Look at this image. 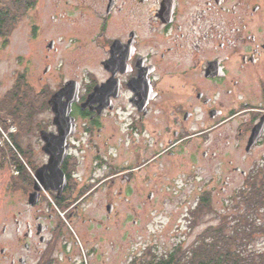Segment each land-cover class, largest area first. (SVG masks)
I'll return each instance as SVG.
<instances>
[{
    "label": "flooded vegetation",
    "instance_id": "af4514ba",
    "mask_svg": "<svg viewBox=\"0 0 264 264\" xmlns=\"http://www.w3.org/2000/svg\"><path fill=\"white\" fill-rule=\"evenodd\" d=\"M253 1L31 0L15 9L14 32L29 47L23 71L38 59L47 120L22 146L29 160L11 163L0 264H131L137 254L119 245L138 214L131 201L145 208L175 194L163 183L171 170L190 165L173 174L187 186L195 161L233 165L220 157L226 147L250 155L264 144L263 131L247 150L264 120L263 7ZM52 103L70 106L63 133ZM231 172L242 183L228 201H242L249 172ZM223 173L215 179L225 194L234 180ZM148 183L156 188L146 193Z\"/></svg>",
    "mask_w": 264,
    "mask_h": 264
},
{
    "label": "rangeland",
    "instance_id": "374dc122",
    "mask_svg": "<svg viewBox=\"0 0 264 264\" xmlns=\"http://www.w3.org/2000/svg\"><path fill=\"white\" fill-rule=\"evenodd\" d=\"M235 1L236 0H228V7H231ZM253 3L263 7V10L258 17V22L261 24V33H263L264 0H254ZM250 5H252V2ZM24 35V32L22 34H20V32L15 33L13 29L8 36H0V101L12 92L15 82L20 79L19 77L21 75L23 82H25L26 85L31 88L33 93L35 95L37 94L43 101L42 95L45 93L46 88L41 90L42 86L35 82V76L39 74L40 70V66L37 67L39 64L38 59L33 63L29 73L23 71V68H25L24 55L29 52L27 38L24 37ZM18 57H20V59ZM0 116L3 119V121L0 122H3L7 127L4 129L0 124V212L2 211L6 214L7 212L10 213L12 209L10 202L14 200V198L12 199L6 196V191L9 188L8 177L14 176L15 171L14 164L13 167L11 165V163L14 162L15 156L14 149L11 147L13 144L12 141L14 140L13 137L14 135L19 136L20 138H18V140L24 147L29 146V144L33 145L37 140V135H35V133L41 129L42 123L46 122L47 114L46 107H44L43 112L41 111L35 114L31 127L25 130L18 129L14 124L10 123L11 120L4 117L3 114ZM221 155L226 157L227 160H232L233 165L223 163L222 158L210 161L209 159H206L203 163H200L197 160L195 161L196 163L194 167L191 169L193 172V178H190L188 182L189 185L187 186L180 184V180L178 183H174L173 174H179L178 177L182 178L181 174L187 172L188 168L191 167L190 165H186L185 167L187 168L181 167L179 169H174L173 171L171 170L172 177L163 176L164 179L168 180L163 181V183L171 182L170 187L171 189H174L175 194L171 193L168 198H160L161 195H158L156 200L146 202L145 208L138 207V204H140L139 202L131 201V207L135 208L138 214L131 216L130 242L127 243V241H124L123 243L122 241H119V245L121 246L124 244L128 247L127 249L130 256L137 254V257L142 255L149 256V250L150 252L156 250L157 253L168 252L179 242H181L185 248L191 246L207 226L216 225L218 223V220L214 218L213 214H206L196 221L197 226L193 231L188 229V227H190L189 222L191 220V215L199 205L198 197L200 195L211 197L212 206H214L216 210H220L224 214L234 213L231 208L225 207V205L229 203L228 196L232 194L235 188L240 186L242 182L239 175L231 172L232 167L238 166L243 171L249 172L247 180L254 179L256 169L264 167L261 166L264 161V144L250 155H247L244 150H242V152L232 153V150L229 147H226L223 154H220V157ZM22 156L26 161L29 160L28 155L22 154ZM16 158L20 163L21 156L18 154L16 155ZM156 166L155 170H152L156 171L153 179L160 176L161 169L164 168V166L162 167L158 164ZM223 172L231 176L234 180L230 186L231 188L228 187L227 191H229H226L225 194L221 193V189L226 186L220 184L215 179L216 176L219 174L221 175ZM208 180L209 183H206ZM251 180H249V182H251ZM151 186V184H147L146 193L150 191V188H156ZM206 191H209L211 194L208 195ZM217 193H219V195H217ZM120 204L121 202L115 201L116 207H118V205L120 206ZM261 215L259 222L264 223V214L262 211ZM133 219L138 220V226H133ZM2 220L0 219V230L5 223ZM117 221L118 220L116 219V222ZM122 233L123 231L121 228L118 229V224L115 223V238L119 240L118 236H121ZM5 239V237H0V250L2 249V246H6L5 244H1ZM251 245V249L253 250L264 251V236L255 235L254 243ZM116 253L115 258L117 257Z\"/></svg>",
    "mask_w": 264,
    "mask_h": 264
},
{
    "label": "trees",
    "instance_id": "16d2710c",
    "mask_svg": "<svg viewBox=\"0 0 264 264\" xmlns=\"http://www.w3.org/2000/svg\"><path fill=\"white\" fill-rule=\"evenodd\" d=\"M31 0H0V36H8L14 29L15 9L25 10L26 3ZM12 92L0 101V115L10 119L20 130L29 129L35 114L43 112L46 105L35 95L30 87L19 77ZM25 87V89H24ZM4 129L7 127L0 123ZM13 137L14 161L16 155H28L18 140ZM23 158V159H22ZM18 162V160H16ZM260 176L248 183L242 201H230L225 207L234 213H222L211 203V197L203 196L199 205L191 215L190 227L197 226L196 221L206 214H213L218 220L216 225L207 226L198 239L184 248L179 242L168 252H150L133 260L132 264H264V251L251 249L254 236H264V223L259 222L264 214V167L259 169ZM258 179V180H257ZM225 212V211H223Z\"/></svg>",
    "mask_w": 264,
    "mask_h": 264
},
{
    "label": "water",
    "instance_id": "95a60500",
    "mask_svg": "<svg viewBox=\"0 0 264 264\" xmlns=\"http://www.w3.org/2000/svg\"><path fill=\"white\" fill-rule=\"evenodd\" d=\"M58 95V94H57ZM69 105L64 104H58V103H52V109L53 113L55 114L54 118V124L58 126V130L60 133H63L65 130V126L68 124L69 118ZM264 131V120H262L256 127L253 129L252 135L250 137L249 145L247 150L256 143V141L260 138ZM42 138L44 137V133H41ZM61 136H64V134H61ZM51 154V152H50ZM51 162H56L55 160H52ZM59 164V163H58Z\"/></svg>",
    "mask_w": 264,
    "mask_h": 264
}]
</instances>
